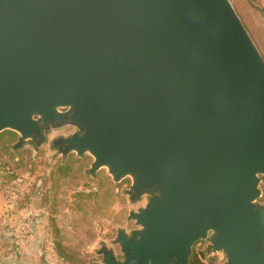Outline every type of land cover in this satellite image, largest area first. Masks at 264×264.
<instances>
[{
    "label": "water",
    "instance_id": "1",
    "mask_svg": "<svg viewBox=\"0 0 264 264\" xmlns=\"http://www.w3.org/2000/svg\"><path fill=\"white\" fill-rule=\"evenodd\" d=\"M132 179L119 260L264 264V56L231 0H0V133Z\"/></svg>",
    "mask_w": 264,
    "mask_h": 264
},
{
    "label": "rangeland",
    "instance_id": "2",
    "mask_svg": "<svg viewBox=\"0 0 264 264\" xmlns=\"http://www.w3.org/2000/svg\"><path fill=\"white\" fill-rule=\"evenodd\" d=\"M231 2L264 56V0ZM75 130L72 126L51 130L45 144L36 146L27 141L17 152H8L0 147L1 171H6L7 174L8 170L16 174L13 181L0 176V199L8 205L12 193L21 191L23 185H27L14 209L8 208L6 213L15 214L10 223L15 230L23 213H28L30 228L33 231L35 225L37 226L40 239L48 247H43V251L47 249V254L53 257L49 258L50 264L103 263V255L96 252L103 244L113 249L120 261L124 260L121 245L116 240L118 230L123 229L131 235L134 230L141 228L129 214L143 208L148 197L130 199L126 190L131 187L132 179L127 177L121 182H115L107 168L99 169L94 175H89L85 170L79 172L81 167L90 169L93 157L89 154L78 156L75 152L64 156L52 142L55 138L68 136ZM16 134L13 146L19 138V134ZM64 157H69L75 169L73 174L65 178H48L54 165L63 162ZM103 176H108L117 185L114 192H109L110 188L108 189ZM261 187L263 194L258 202L264 204V182ZM9 236L12 237L8 234ZM8 237L4 239L7 240L6 245L10 244ZM205 241L201 240V243H196L193 247L198 264H225L227 255L224 252L209 253L210 244L204 250ZM1 253L0 249V256H3Z\"/></svg>",
    "mask_w": 264,
    "mask_h": 264
},
{
    "label": "crops",
    "instance_id": "3",
    "mask_svg": "<svg viewBox=\"0 0 264 264\" xmlns=\"http://www.w3.org/2000/svg\"><path fill=\"white\" fill-rule=\"evenodd\" d=\"M7 202L0 199V249L2 251L0 256V264H50L49 258H53L51 254H47V249L43 251V247H47L46 242L40 239V231L37 230V226L33 228V238L24 249H19L16 245V230L15 227L10 225L15 214H8ZM27 212V211H26ZM25 215V213H23ZM12 235V237H8ZM6 236L10 239L8 243L12 245H6ZM5 241V242H4ZM4 242V243H3ZM3 249V250H2ZM11 252H10V251ZM4 252L9 253L6 255ZM39 259V261H38Z\"/></svg>",
    "mask_w": 264,
    "mask_h": 264
},
{
    "label": "trees",
    "instance_id": "4",
    "mask_svg": "<svg viewBox=\"0 0 264 264\" xmlns=\"http://www.w3.org/2000/svg\"><path fill=\"white\" fill-rule=\"evenodd\" d=\"M16 136H17L16 132L10 131V130L4 131L3 133H0V142H2V145L0 147L4 148V150L8 151V152H10V150L12 152L20 151L21 148H19V147L16 148L15 145L13 146V144H14L13 142L16 141ZM11 155L15 158L14 154L11 153ZM68 158L69 157H64L63 162H60L57 165H54L53 170L51 171L48 178H54L56 176H58L57 179L58 178H65V177H68L71 174H73L75 169H74L73 165L71 164V162ZM18 160H20V157ZM1 170L2 169L0 168V176H5L9 181L10 180L13 181V179L16 177V174H13L11 171L7 170L8 173L6 174V171L4 173V171H1ZM82 170H85V172L87 171V173L89 175L95 174V173L90 172L89 168H87V170H86L85 167L79 168L78 171L81 172ZM103 178L105 179L106 185H108V189L110 188L109 192H114V188L117 187V185L115 183H113L108 176H103ZM10 245H12V244H10ZM190 263L191 264H198L199 263V260L197 259L196 255L194 253H192Z\"/></svg>",
    "mask_w": 264,
    "mask_h": 264
},
{
    "label": "built area",
    "instance_id": "5",
    "mask_svg": "<svg viewBox=\"0 0 264 264\" xmlns=\"http://www.w3.org/2000/svg\"><path fill=\"white\" fill-rule=\"evenodd\" d=\"M26 187L27 185L24 184L21 191L19 190L18 192L12 193L11 199L7 205L8 208L14 209L16 201L21 198V195L23 191L26 189ZM23 216L16 230V245L21 250L24 249L33 238V231L29 226L28 213H25V215L23 214Z\"/></svg>",
    "mask_w": 264,
    "mask_h": 264
},
{
    "label": "flooded vegetation",
    "instance_id": "6",
    "mask_svg": "<svg viewBox=\"0 0 264 264\" xmlns=\"http://www.w3.org/2000/svg\"><path fill=\"white\" fill-rule=\"evenodd\" d=\"M84 155H85V154H84ZM82 156H83V155H82ZM199 242L201 243V241H199ZM199 242H198V243H199ZM209 244H210V242L206 240V241H205V249H204V250H206V249L208 248Z\"/></svg>",
    "mask_w": 264,
    "mask_h": 264
}]
</instances>
